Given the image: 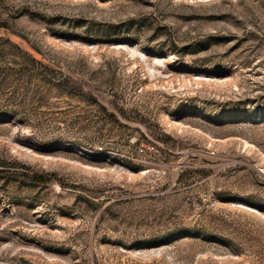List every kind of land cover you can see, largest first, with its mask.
I'll use <instances>...</instances> for the list:
<instances>
[{"label":"rangeland","instance_id":"rangeland-1","mask_svg":"<svg viewBox=\"0 0 264 264\" xmlns=\"http://www.w3.org/2000/svg\"><path fill=\"white\" fill-rule=\"evenodd\" d=\"M0 24V264H264V0Z\"/></svg>","mask_w":264,"mask_h":264},{"label":"trees","instance_id":"trees-1","mask_svg":"<svg viewBox=\"0 0 264 264\" xmlns=\"http://www.w3.org/2000/svg\"><path fill=\"white\" fill-rule=\"evenodd\" d=\"M1 28H3V26L0 24V29H1ZM44 177H45V178H42V179H44V181H49L50 178H49L48 176H44Z\"/></svg>","mask_w":264,"mask_h":264}]
</instances>
